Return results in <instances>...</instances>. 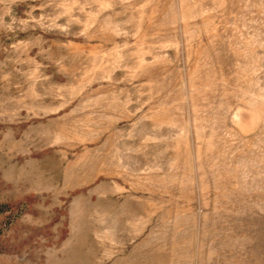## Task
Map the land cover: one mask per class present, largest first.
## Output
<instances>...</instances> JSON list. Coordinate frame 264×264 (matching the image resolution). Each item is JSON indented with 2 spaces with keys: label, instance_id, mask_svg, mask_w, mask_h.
<instances>
[{
  "label": "rangeland",
  "instance_id": "374dc122",
  "mask_svg": "<svg viewBox=\"0 0 264 264\" xmlns=\"http://www.w3.org/2000/svg\"><path fill=\"white\" fill-rule=\"evenodd\" d=\"M0 264H264V0H0Z\"/></svg>",
  "mask_w": 264,
  "mask_h": 264
}]
</instances>
